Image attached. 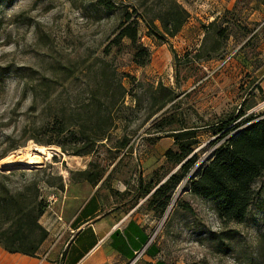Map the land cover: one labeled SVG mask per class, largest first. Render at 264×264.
Here are the masks:
<instances>
[{
	"label": "rangeland",
	"instance_id": "374dc122",
	"mask_svg": "<svg viewBox=\"0 0 264 264\" xmlns=\"http://www.w3.org/2000/svg\"><path fill=\"white\" fill-rule=\"evenodd\" d=\"M112 1L113 9L105 11L97 0H0V156H13L20 163L3 166L0 159V185L16 193L36 184L48 204L60 190L49 187L47 181L56 186L59 177L63 186L65 181H82L77 172L89 169L92 162L105 171L95 186L105 207L150 226L149 245L155 254L136 264H264V173L251 184L254 197L241 221L220 220L218 201L194 195L188 182L213 156L216 146L208 143L220 134L214 136L217 127L211 125L238 116L236 124L264 112V0H176L189 17L180 32L165 43L149 36L139 17L140 13L155 15L160 0ZM125 13L136 20L138 40L149 52L143 67L132 63L127 40L119 48L110 46ZM215 18L216 28H225L224 37H210L207 46L216 47L218 40V51L210 60L180 65L182 83L177 88L173 53L182 59L196 52L205 27ZM96 58L111 62L118 72L130 76L123 79L128 108L124 120L109 141H103L89 156H67L56 145L44 147L49 157L43 156L34 149L39 145L26 138L33 126L51 119L52 111L62 109L68 115L85 100L88 87L81 80L80 63ZM60 65L71 67L74 79L56 88L50 109L43 105L45 108L31 111L28 78H63ZM185 77L189 79L183 82ZM158 83L181 94L179 105L173 110L167 105L148 120ZM181 120L201 126L199 145L193 151L197 160L160 217L148 208L144 190L177 171L167 162L165 152L176 151L170 130ZM239 129L230 130L225 138L234 137ZM123 135L131 149L116 152ZM62 140L67 143L70 137L64 133ZM15 143L23 146L8 152ZM91 188L70 184L67 191L83 198Z\"/></svg>",
	"mask_w": 264,
	"mask_h": 264
},
{
	"label": "trees",
	"instance_id": "16d2710c",
	"mask_svg": "<svg viewBox=\"0 0 264 264\" xmlns=\"http://www.w3.org/2000/svg\"><path fill=\"white\" fill-rule=\"evenodd\" d=\"M97 2L105 11H110L114 7L112 0H97ZM139 15L147 28L148 35L162 43L175 37L189 17L188 12L176 0H160L157 13L152 17L143 13ZM217 24L218 19L215 18L205 27L206 33L196 52L188 53L182 59L173 53L174 79L177 88L182 83L180 65L188 67L210 60L218 51V40H215L216 47L207 46L210 37H224L225 28L218 29L216 28ZM137 30L136 20H132L131 15L125 13L118 33L110 42V46L119 48L122 41L127 40L132 52V63L143 67L148 63L149 52L139 42ZM80 66L83 67L80 72L84 73L81 80H84L88 87L85 100L71 108L68 115L62 109L52 111L49 115L51 119L47 118L32 127L30 136L26 138L27 141L33 140L40 147L56 145L67 156L85 157L95 153L98 147L103 145V141L108 142L118 129L119 122L124 120L123 114L128 109L124 105L127 88L123 79L130 78V76L118 72L111 62L102 58H96L89 63L83 61ZM58 70L63 74V78L56 79L45 76L38 78L30 76L28 78L30 80L28 91L32 96L29 108L31 111L35 112L43 105L50 109L53 104L51 98L56 92V88L75 77L71 67L60 65ZM2 75L3 72H0V80ZM188 79L189 77L183 78V82ZM153 92L155 93L152 95L153 104L149 108L151 112L148 120L167 105H170L172 110L179 105L180 99L178 98L181 94L175 92L174 88H168L158 83ZM138 105L139 100H136L135 108ZM237 120L238 116L228 121L220 120L211 125L212 128L217 127L213 135L220 134L208 143L209 146H216L213 156L205 163L197 177L188 178L191 192L194 195L218 201L216 213L223 221H241L243 219L254 197L251 184L264 173V112L249 115L234 124ZM173 123L176 122H171V124ZM177 125V128L170 130V137L176 151L168 149L165 152V158L174 167L181 166L175 173H168L155 186L144 190L148 208L160 217L166 211L173 191L189 174L197 160V155L193 151L199 145L197 131L201 129V126L186 123L183 120ZM239 127L240 129L234 137L225 138L230 130ZM25 133L24 129L23 134ZM64 133L70 137V141L67 143L62 140ZM21 146L23 145L15 143L9 146L7 151H14ZM125 148L129 150L131 145L129 146L128 137L123 135L114 150L120 152ZM4 155L0 156V159ZM88 166L89 169L77 173L82 181L95 187L103 178L105 171L98 169L92 162H89ZM115 167L116 165L106 176V180ZM169 175L171 176L168 177ZM167 177L168 179H166ZM165 179L166 181H164ZM46 184L49 187H56L60 191L63 190L60 177L57 186L49 181ZM47 206V202L40 197L36 184L27 186L25 192L16 193H12L7 187L0 185V247L8 253L36 257L38 248L48 235L39 223ZM149 247H152V251L148 252V255L154 256L153 246L149 245Z\"/></svg>",
	"mask_w": 264,
	"mask_h": 264
},
{
	"label": "crops",
	"instance_id": "0c3cea01",
	"mask_svg": "<svg viewBox=\"0 0 264 264\" xmlns=\"http://www.w3.org/2000/svg\"><path fill=\"white\" fill-rule=\"evenodd\" d=\"M70 184L91 186L80 180L65 181L64 190H57L60 195L50 199L39 219L48 235L36 257L8 253L0 247V264H130L141 251V258H151L149 224L107 209L95 187L83 198L69 194Z\"/></svg>",
	"mask_w": 264,
	"mask_h": 264
},
{
	"label": "bare ground",
	"instance_id": "6f19581e",
	"mask_svg": "<svg viewBox=\"0 0 264 264\" xmlns=\"http://www.w3.org/2000/svg\"><path fill=\"white\" fill-rule=\"evenodd\" d=\"M34 149L39 152L40 154H42L45 157H49V153H47V149L44 147H40V146H34ZM29 161H34L32 158H29ZM30 163V162H29ZM1 164L3 166H14L15 164H20L19 162H17V160L13 157V156H8L5 157L1 160Z\"/></svg>",
	"mask_w": 264,
	"mask_h": 264
},
{
	"label": "built area",
	"instance_id": "2783aa9c",
	"mask_svg": "<svg viewBox=\"0 0 264 264\" xmlns=\"http://www.w3.org/2000/svg\"><path fill=\"white\" fill-rule=\"evenodd\" d=\"M142 255H143V251L135 253L134 258L131 260L130 264H136L140 260Z\"/></svg>",
	"mask_w": 264,
	"mask_h": 264
},
{
	"label": "water",
	"instance_id": "95a60500",
	"mask_svg": "<svg viewBox=\"0 0 264 264\" xmlns=\"http://www.w3.org/2000/svg\"><path fill=\"white\" fill-rule=\"evenodd\" d=\"M180 166H181V165H179V166L176 168V170H177ZM171 175H172V174H171ZM171 175H169L168 177H170ZM168 177H167L166 179H168ZM166 179H165L164 181H166ZM164 181H163V182H164ZM163 182H162V183H163Z\"/></svg>",
	"mask_w": 264,
	"mask_h": 264
}]
</instances>
